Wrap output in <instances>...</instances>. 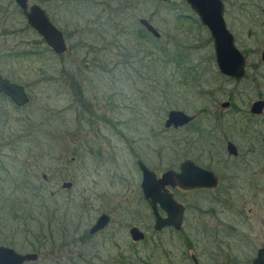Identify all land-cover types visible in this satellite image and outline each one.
Segmentation results:
<instances>
[{
	"label": "rangeland",
	"instance_id": "374dc122",
	"mask_svg": "<svg viewBox=\"0 0 264 264\" xmlns=\"http://www.w3.org/2000/svg\"><path fill=\"white\" fill-rule=\"evenodd\" d=\"M223 1L247 57L242 81L220 74L210 32L186 0H30L63 31L68 51L60 56L14 0H0V74L31 99L18 109L0 98V164L9 178L0 202L3 245L32 244L37 264H194L193 256L199 264H252L264 247V117L251 113L264 100V0ZM140 18L161 38L144 40L129 27ZM162 47L190 63L150 70ZM228 101L234 106L225 110ZM170 110L199 117L165 130ZM222 115L227 123L216 127ZM228 141L238 157L227 153ZM185 159L214 172L219 187L174 191L188 208L186 225L178 234L156 232L137 162L160 177ZM65 182L73 188L63 189ZM102 214L109 226L90 237ZM133 226L144 242L132 241Z\"/></svg>",
	"mask_w": 264,
	"mask_h": 264
},
{
	"label": "water",
	"instance_id": "95a60500",
	"mask_svg": "<svg viewBox=\"0 0 264 264\" xmlns=\"http://www.w3.org/2000/svg\"><path fill=\"white\" fill-rule=\"evenodd\" d=\"M168 2L169 0H160ZM18 8L23 12L29 27L35 30L44 40L46 45L58 56L68 51L65 36L50 20L46 10L38 4L30 5V0H14ZM191 10L198 17L200 23L206 27L214 44L216 64L220 73L233 80H242L247 74V57L238 48L236 38L228 28L225 19V3L223 0H186ZM139 24L156 39L161 38V33L147 18H140ZM264 60V54L262 55ZM0 93L7 95L19 107L26 106L29 102L25 88L17 83H12L0 75ZM230 102L223 103L227 108ZM254 116L264 114V100L259 99L251 107ZM196 120V116L189 115L182 110H171L164 128L179 129ZM264 146V138L262 140ZM226 150L232 157L239 154L237 146L231 141L227 143ZM142 171L141 189L144 199L150 206L155 218L154 230L161 232L166 228H174L176 231L182 229L184 223L185 207L178 203L174 195L167 189L181 188L183 190L212 189L219 185V178L212 172L196 165L191 160L184 161L180 170H168L158 177L157 173L139 161ZM65 190L73 188L72 182L62 185ZM166 213V217L162 215ZM107 214L101 215L96 223L90 228V235H95L105 230L110 224ZM134 242L145 240V233L134 226L129 231ZM39 259L37 253L21 255L14 250L0 247V264H25L35 262ZM195 259V258H194ZM196 261V259H195ZM252 264H264V247L257 252Z\"/></svg>",
	"mask_w": 264,
	"mask_h": 264
},
{
	"label": "flooded vegetation",
	"instance_id": "af4514ba",
	"mask_svg": "<svg viewBox=\"0 0 264 264\" xmlns=\"http://www.w3.org/2000/svg\"><path fill=\"white\" fill-rule=\"evenodd\" d=\"M48 14V13H47ZM49 16V15H48ZM49 18H50V16H49ZM50 20H51V18H50ZM52 22V21H51ZM53 23V22H52ZM54 24V23H53ZM138 24H139V22H138ZM55 25V24H54ZM140 25V24H139ZM56 26V25H55ZM141 26V25H140ZM57 27V26H56ZM142 27V26H141ZM58 28V27H57ZM59 29V28H58ZM60 30V29H59ZM62 31V30H61ZM63 32V31H62ZM64 34V33H63ZM65 36V35H64ZM65 39H66V37H65ZM66 43H67V41H66ZM68 46V45H67ZM264 54V53H263ZM262 54V55H263ZM262 62H264V60H263V58H262ZM220 72V71H219ZM222 75V74H221ZM225 77V76H224ZM5 78V77H4ZM228 78V77H227ZM7 79V78H6ZM229 80H233V79H230V78H228ZM7 80H9L10 82H12V83H15V82H13V81H11L10 79H7ZM73 80H74V85H77V81H76V79H75V77H73ZM243 80V79H242ZM242 80H239V81H242ZM237 81V80H236ZM17 84H19V83H17ZM19 85H21V84H19ZM21 86H23L24 88H25V86L24 85H21ZM25 91H26V88H25ZM26 93H27V91H26ZM27 95H28V93H27ZM0 98H4V99H6V100H9L10 102H12L15 106H16V108H18V109H21V108H24V107H26L27 105H29V103H30V101H31V99H30V97H29V95H28V98H29V102H28V104L26 105V106H21V107H19V106H17L13 101H12V99H10L7 95H5L4 93H0ZM228 102H230V101H228ZM225 103V102H224ZM231 103V102H230ZM234 105L231 103V105L229 106V107H227V108H224L223 107V104H222V108L223 109H225V110H229L230 108H232ZM171 111V110H170ZM169 111V112H170ZM183 111V110H182ZM2 112V107L0 106V113ZM168 112V113H169ZM185 112V111H184ZM187 114H189V113H187ZM189 115H191V116H193V115H195L196 116V120L195 121H193L192 123H190L189 125H187V126H190V125H193L194 123H196V121L198 120V117H199V114H189ZM221 118H223V119H226V117L224 116V115H222V116H220ZM262 117H264V114L261 116V118ZM167 118H168V115H167ZM167 120V119H166ZM215 120H217V118L215 119ZM215 120H214V122H215ZM166 122V121H165ZM164 125H165V123H164ZM187 126H185V127H187ZM185 127H182V128H179V129H174V128H171V129H169V130H180V129H183V128H185ZM165 130H167V129H165ZM0 140H2V139H0ZM24 140H26V139H24V138H16V139H14V141H24ZM228 142H230V141H228ZM227 142V143H228ZM233 143V142H232ZM9 145H12V143H10ZM0 148H3V146L2 147H0ZM239 151V150H238ZM0 152H2V151H0ZM0 156H1V154H0ZM238 156H239V154H238ZM237 156V157H238ZM234 158H236V157H234ZM186 160H191V161H193L196 165H199L196 161H194V160H192V159H185L184 161H186ZM139 161H142V160H139ZM139 161L137 162V164H138V167H139ZM184 161H182L180 164H179V166H178V168L177 169H173V170H176V171H179L180 170V166H181V164L184 162ZM143 162V161H142ZM144 163V162H143ZM145 164V163H144ZM1 165V164H0ZM146 165V164H145ZM147 166V165H146ZM200 166V165H199ZM148 167V166H147ZM202 167V166H201ZM149 168V167H148ZM202 168H204V167H202ZM139 169H140V167H139ZM204 169H206V168H204ZM141 170V169H140ZM152 170V169H151ZM171 170V169H170ZM206 170H208V169H206ZM153 171V170H152ZM168 171V170H167ZM208 171H210V170H208ZM142 172V171H141ZM155 172V171H154ZM166 172V171H165ZM164 172V173H165ZM210 172H212V171H210ZM212 173H214V172H212ZM215 174V173H214ZM158 175V174H157ZM216 175V174H215ZM217 176V175H216ZM159 177V176H158ZM218 177V176H217ZM219 178V177H218ZM44 179H45V177H44ZM219 184H220V178H219ZM219 187V185L216 187V188H212V189H196V190H183V189H181V188H171V187H167V189L174 195V198H175V200L178 202V203H180V204H182L184 207H185V215H184V223H183V226H182V229L180 230V231H176L174 228H166V229H163L161 232H163V231H165V230H171V231H173L174 233H176V234H178V233H181L182 231H183V229H184V227H185V225H186V222H187V211H188V208H187V206L186 205H184L183 203H181L180 201H179V199L177 198V196L175 195V192L174 191H178V192H188V193H190V192H196V191H201V190H214V189H217ZM162 215L164 216V217H166V213H164V212H162ZM134 227V226H133ZM137 227V226H136ZM132 228V227H131ZM139 228V227H138ZM140 229V228H139ZM103 232V231H102ZM102 232H100V233H102ZM144 232V231H143ZM100 233H98V234H100ZM145 233V232H144ZM98 234H95V235H98ZM89 235H90V233H89ZM95 235H90V237H93V236H95ZM146 235V234H145ZM147 238V237H146ZM146 238H145V240H146ZM145 240H143V241H141V242H144ZM36 240H34V242H35ZM133 241V240H132ZM134 242V241H133ZM134 243H140V242H134ZM4 243L3 242H0V247H5V248H9V249H12V250H14L17 254H21V255H26V254H32V253H37L38 255H39V259L37 260V261H35V262H26L25 264H37L38 263V261L40 260V253H38V252H35L34 251V246L31 244V245H29L30 246V248L31 249H28V250H25V247H22L23 248V250H21L17 245H14V243H12V244H10V245H3ZM26 251V252H25ZM28 251V252H27ZM196 259V261H195V259ZM193 260H194V264H199V261H198V259L196 258V257H194L193 256Z\"/></svg>",
	"mask_w": 264,
	"mask_h": 264
},
{
	"label": "trees",
	"instance_id": "16d2710c",
	"mask_svg": "<svg viewBox=\"0 0 264 264\" xmlns=\"http://www.w3.org/2000/svg\"><path fill=\"white\" fill-rule=\"evenodd\" d=\"M21 11V10H20ZM22 12V11H21ZM22 14H23V12H22ZM135 27L136 28V32L138 33V35L142 38V39H147V38H149L151 35L146 31V29H144L143 27H141V26H139L138 25V23H134V25H131V26H129V27ZM149 36V37H148ZM93 47L91 46V49H92ZM160 51H161V53L159 54V56H158V63H157V61L155 62V63H151V65L149 66V69L150 70H155V69H157L156 67H157V65L158 66H160V65H162L164 62H165V64H166V66H168V65H170V64H175V63H177V67H180V68H182L183 67V65H184V67H186L189 63H190V61L188 60V57H186V55L185 54H177V53H175V52H173V51H171V50H168V48H165V47H162V48H160ZM134 62H135V64H137L138 62H140V60H134ZM141 64H142V67L143 68H145V70H146V68H148V64L147 63H145L144 62V60L143 61H141ZM166 69V68H165ZM179 69V68H178ZM178 69H176L177 71H179ZM188 70H190V69H188ZM247 76H248V74L246 75V77L245 78H247ZM249 77V76H248ZM204 112V111H203ZM259 118V117H258ZM227 119V118H226ZM226 119H223V118H217V120H215V126L216 127H221V125H223V124H226L227 123V121H226ZM216 127L213 129H210V128H208L207 129V131H205V132H203L202 131V139H204V137L205 138H207L208 137V135H210L211 136V138H212V132H214V130L216 129ZM205 133V134H204ZM207 134V135H206ZM2 173L4 174V175H6V173H8V169L3 165V164H1L0 165V202L1 201H6V198H5V191H4V185L8 182V180H9V178L7 177H5V176H3L2 175ZM13 181V183L15 184V182H14V180H12ZM41 199V197H39V200ZM39 242H40V240H39ZM39 251H40V249H39Z\"/></svg>",
	"mask_w": 264,
	"mask_h": 264
}]
</instances>
